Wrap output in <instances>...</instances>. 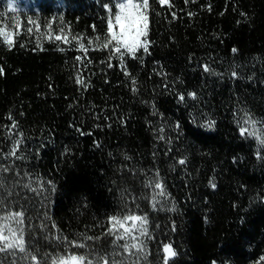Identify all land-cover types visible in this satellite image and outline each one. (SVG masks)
<instances>
[{
	"label": "trees",
	"instance_id": "16d2710c",
	"mask_svg": "<svg viewBox=\"0 0 264 264\" xmlns=\"http://www.w3.org/2000/svg\"><path fill=\"white\" fill-rule=\"evenodd\" d=\"M5 2L0 215L24 213L25 250L0 242V264H135L107 234L128 215L148 220L139 264H264V145L240 133L257 121L264 140V0H148L149 51L123 62L101 0L31 12L64 15L59 42Z\"/></svg>",
	"mask_w": 264,
	"mask_h": 264
},
{
	"label": "snow or ice",
	"instance_id": "6c2138e0",
	"mask_svg": "<svg viewBox=\"0 0 264 264\" xmlns=\"http://www.w3.org/2000/svg\"><path fill=\"white\" fill-rule=\"evenodd\" d=\"M166 0H160V3H165ZM105 8H108V5L104 6ZM148 7V0H143L142 4H132L130 0H126V2H121L118 6V12L115 14L114 19H115V25L118 27V31H113V24L112 21L109 20L107 23V29L108 32L111 33L110 39L112 41V48L110 49V53L114 52L117 54L119 60L123 62V58L125 56H131L132 58H135L137 52H143L145 54L148 53V28H149V18L148 15L143 13V12H138L135 15H132L130 11H127V9L130 8H143L147 9ZM175 15V14H173ZM59 19V27L56 29L57 32H65L66 29L64 27L65 25V18L64 15H59L57 17ZM51 27V25L49 26ZM26 31L28 33H31L33 29L31 27L27 28ZM2 34V33H0ZM42 35H47V33H43ZM144 38L143 40L141 38ZM6 39L8 40L9 47H12L14 41L6 36ZM54 39L59 42L62 40V37L60 35H56ZM63 41L65 44L69 43V38L68 36L63 37ZM90 43V42H89ZM35 45H33L34 47ZM72 49L73 50H84L85 52L87 51L85 49V44L80 43L77 46L75 42L73 41L72 43ZM232 52H236L237 49L233 48L231 49ZM77 61L81 59L80 56H77L75 58ZM112 65L109 63L108 67H111ZM205 70L208 71V67L205 66ZM233 76L236 75L235 72L232 73ZM76 83L82 84L83 81L79 79V77L76 78ZM189 96H192L195 99V93H189ZM180 100L183 101L184 97L181 96ZM255 123V121H253ZM215 126V121L214 120H209L206 127L211 129ZM241 135H245L246 129L241 128L240 130ZM193 134L194 135H201V133L193 129ZM163 139V137H161ZM262 144H264V140L261 141ZM180 164H184V160L179 161ZM213 188L216 187L215 184L211 185ZM155 188L160 189L162 186L159 182H157L154 185ZM53 191L55 188L53 187ZM161 195L164 194L163 191L160 193ZM155 207V205H153ZM173 211L175 210L174 208L172 209ZM16 217L21 218L19 220V223H23V212H17L14 214ZM111 220L113 222V227L109 229L108 235H111L115 237V240H121V239H128V240H136L138 241L137 243L131 244L132 248H135L138 253L143 252L146 253V246L145 242L143 240H139V237L132 236L131 232L132 230H135L139 233L140 236H148V220L146 216H139V215H128L125 216L122 220L113 216L111 217ZM127 221H133L131 229L125 228L124 225ZM136 222H139L137 224ZM41 227H44V225H41ZM114 229H124L123 232H120L119 234L117 231ZM0 239H5L4 237L0 236ZM65 240L67 238H64ZM88 239H91V237H88ZM115 240L113 242H115ZM70 244H74L76 247H85L83 244H76L74 241H67ZM6 248L7 249H19L21 252L25 250V240H24V235H23V229L20 230V235L19 237H16L15 235L13 236V241L12 242H7L5 240ZM121 247H123L126 251L129 249V244H123ZM0 251H4V249H0ZM164 252L168 256L174 257L176 255L175 251L172 250L171 245H165L164 246ZM35 258V257H33ZM71 260L73 261V264H93L91 260H87V257L85 256H73L71 257ZM109 257L107 256H101L99 259L96 261V264H108ZM54 264H57V262H54ZM59 264H66V262L63 260V258L60 259ZM113 264H115V260H113Z\"/></svg>",
	"mask_w": 264,
	"mask_h": 264
},
{
	"label": "rangeland",
	"instance_id": "374dc122",
	"mask_svg": "<svg viewBox=\"0 0 264 264\" xmlns=\"http://www.w3.org/2000/svg\"><path fill=\"white\" fill-rule=\"evenodd\" d=\"M80 1L81 0H6L5 8H6V12H10L15 16L16 23L19 25V27H23L26 29L31 27L33 29L32 32L35 34L42 35L43 33H47L46 36H53L56 35V33H61V32H57L56 30L59 27L58 20L54 17L43 16L40 13L32 14L31 12H43L41 11L42 7H44V9L46 7H55L56 8L55 12H65L68 9V7H71ZM121 2H126V0H101L103 6L108 5V8L105 7L103 8L107 13L108 21L109 20L112 21L113 31H118V27L115 25L114 16L118 12V6ZM130 2L134 5L142 4L143 0H130ZM127 11H130L132 15H135L138 12H143L148 15V7L147 9L130 8L127 9ZM50 25L51 27H49ZM110 36L111 33H109L108 43L112 46V41L110 39ZM141 39L143 40L144 38L142 37ZM147 40H148V36H147ZM245 129H246L245 135H247L250 138H254L259 144L264 145L261 143V141L263 140L262 127L257 121H255V123H253L252 121L251 123L248 124V128L246 126ZM14 214L15 213H8V214L0 215V236L5 238V239H0V242L3 244L5 248H6L5 240L7 242H12L14 235L16 237H19L21 229H23V235H24V224L19 223V220L21 218L16 217ZM123 218L124 217L119 219L122 220ZM132 223L133 221H127L124 227L131 229ZM136 223L139 224V222ZM147 228H148V236H140L139 233L135 230H132L131 232L132 236L139 237V240H143L145 242L146 252H147L148 240L150 238L148 224H147ZM114 230L117 231L118 234L124 231V229H114ZM118 241L120 242L118 246L119 250L120 249L125 250L121 246L126 243L129 244V249L127 251L125 250L127 254L126 258L130 257V259L136 261L135 264H139L138 261L143 259L142 257L146 253L143 252L138 253L135 248L131 247V244L137 243L138 241L128 240V239H121ZM166 245H170V244H166ZM164 246L162 249L164 262L168 263L175 256L174 257L168 256L164 252ZM171 248L172 250H174L172 246ZM121 255L123 256L122 252ZM73 256H77V255H72V254L64 255L59 257L55 262L59 264L60 259L63 258L66 264H73V261L71 260V257Z\"/></svg>",
	"mask_w": 264,
	"mask_h": 264
}]
</instances>
